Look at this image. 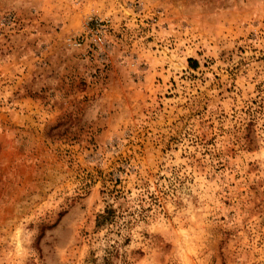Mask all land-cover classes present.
<instances>
[{"label":"rangeland","instance_id":"374dc122","mask_svg":"<svg viewBox=\"0 0 264 264\" xmlns=\"http://www.w3.org/2000/svg\"><path fill=\"white\" fill-rule=\"evenodd\" d=\"M0 264H264V0H0Z\"/></svg>","mask_w":264,"mask_h":264},{"label":"trees","instance_id":"16d2710c","mask_svg":"<svg viewBox=\"0 0 264 264\" xmlns=\"http://www.w3.org/2000/svg\"><path fill=\"white\" fill-rule=\"evenodd\" d=\"M188 62L192 63L193 65H196V61L193 59H188ZM113 205L114 204L107 205L101 213L97 214L96 219H95V225L97 227L103 226L108 223L112 224L116 221L117 211Z\"/></svg>","mask_w":264,"mask_h":264},{"label":"built area","instance_id":"2783aa9c","mask_svg":"<svg viewBox=\"0 0 264 264\" xmlns=\"http://www.w3.org/2000/svg\"><path fill=\"white\" fill-rule=\"evenodd\" d=\"M91 29H93V27H91ZM93 35V41L96 42L97 40H99L101 37L100 35H96V33H91Z\"/></svg>","mask_w":264,"mask_h":264}]
</instances>
